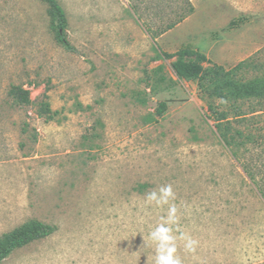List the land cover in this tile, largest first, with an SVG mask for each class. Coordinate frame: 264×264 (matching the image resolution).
<instances>
[{
  "label": "rangeland",
  "instance_id": "obj_1",
  "mask_svg": "<svg viewBox=\"0 0 264 264\" xmlns=\"http://www.w3.org/2000/svg\"><path fill=\"white\" fill-rule=\"evenodd\" d=\"M57 1L75 52L56 41L46 4L0 0V238L34 220L55 228L1 264H156L158 224L182 264H264L262 194L207 119L198 83L176 77L175 59L152 61L191 47L226 70L247 62L243 80L264 75V0H193L189 35L160 44L134 8L169 14L179 0ZM12 86L32 103L11 100ZM239 128L257 140L243 160L264 177L263 119Z\"/></svg>",
  "mask_w": 264,
  "mask_h": 264
},
{
  "label": "trees",
  "instance_id": "obj_2",
  "mask_svg": "<svg viewBox=\"0 0 264 264\" xmlns=\"http://www.w3.org/2000/svg\"><path fill=\"white\" fill-rule=\"evenodd\" d=\"M48 6L51 29L55 39L67 51L75 49L66 36L68 20L66 13L57 0H39ZM175 59L172 63L173 71L179 80L197 82L200 88V99L207 107L206 116L212 122L215 132L224 146L230 151L235 161L243 168L248 179L258 188L264 199V177L255 172V165L243 160L242 151H247V144L257 146L250 134H245L239 126L249 119L262 118L264 121V75L250 80L239 77L240 72L248 66L243 62L231 70L213 64L205 54L191 47L181 48L173 54L159 52L152 59ZM208 64L207 67L204 65ZM163 71V66L158 68ZM164 78L161 77L160 81ZM9 98L17 105L27 106L32 103L30 92L20 86H12ZM246 102L254 104L252 112L245 114L242 105ZM228 108V109H227ZM166 104H160L157 115L162 116L166 111ZM38 113L41 117L51 118L55 113L47 102L39 105ZM245 149V150H243ZM262 182V184H261ZM55 228L40 221H30L0 238V264L15 251L27 245L46 239L54 234Z\"/></svg>",
  "mask_w": 264,
  "mask_h": 264
},
{
  "label": "crops",
  "instance_id": "obj_3",
  "mask_svg": "<svg viewBox=\"0 0 264 264\" xmlns=\"http://www.w3.org/2000/svg\"><path fill=\"white\" fill-rule=\"evenodd\" d=\"M129 1V0H128ZM131 2V0H130ZM138 3V2H136ZM192 6L195 9L193 0H179L178 6H176L173 12L169 14L158 13L157 15L146 12L141 5H136L134 8L136 13V18L139 20L141 25L149 31L150 35L154 38L156 43L166 42L169 43L172 40H184L187 34L185 28L193 21L195 17V11L190 12ZM151 20H154L151 21ZM160 28L155 30V28Z\"/></svg>",
  "mask_w": 264,
  "mask_h": 264
},
{
  "label": "clouds",
  "instance_id": "obj_4",
  "mask_svg": "<svg viewBox=\"0 0 264 264\" xmlns=\"http://www.w3.org/2000/svg\"><path fill=\"white\" fill-rule=\"evenodd\" d=\"M164 193L163 203H168L169 198L174 199V193L172 191L171 185L161 187L160 189ZM148 201L151 202L155 199V192L153 191L151 195L148 196ZM159 203V202H158ZM176 207L172 205L168 210V219L171 223L176 222ZM172 231V228L164 227L162 224H158L156 228L151 231L150 237L158 238L162 243L161 246L157 249L158 256L156 257V264H182V260L176 256L177 247L173 244L171 247H167L165 250V243L173 240V237L169 235ZM182 239H186L187 243L185 244L186 249L189 252L195 251V245L197 244L196 240L191 239L190 237L181 236Z\"/></svg>",
  "mask_w": 264,
  "mask_h": 264
}]
</instances>
